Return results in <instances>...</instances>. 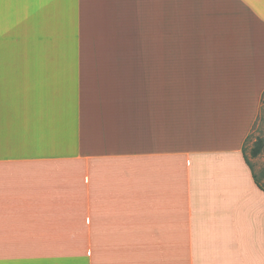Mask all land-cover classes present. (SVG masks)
<instances>
[{
	"label": "crops",
	"instance_id": "1",
	"mask_svg": "<svg viewBox=\"0 0 264 264\" xmlns=\"http://www.w3.org/2000/svg\"><path fill=\"white\" fill-rule=\"evenodd\" d=\"M263 92L264 0H0V264H264Z\"/></svg>",
	"mask_w": 264,
	"mask_h": 264
},
{
	"label": "rangeland",
	"instance_id": "2",
	"mask_svg": "<svg viewBox=\"0 0 264 264\" xmlns=\"http://www.w3.org/2000/svg\"><path fill=\"white\" fill-rule=\"evenodd\" d=\"M257 142H260V152L256 156H252V149ZM243 152L257 180L264 186V92L257 120L245 141Z\"/></svg>",
	"mask_w": 264,
	"mask_h": 264
},
{
	"label": "trees",
	"instance_id": "3",
	"mask_svg": "<svg viewBox=\"0 0 264 264\" xmlns=\"http://www.w3.org/2000/svg\"><path fill=\"white\" fill-rule=\"evenodd\" d=\"M248 136H249V135H248ZM248 136H247V138H248ZM247 138H246V140H247ZM246 140H245V141H246ZM259 152H260V142H257V143L255 144V146L253 147V149H252V156H256ZM243 156H244V159H245L246 163L249 165V167H250V169H251V171H252V174H253V177H254L255 182L257 183V185H258L262 190H264V186H263L261 183H259V181L257 180V177H256L255 174L253 173L252 167H251V165L249 164V162H248V160H247V158H246L244 152H243Z\"/></svg>",
	"mask_w": 264,
	"mask_h": 264
}]
</instances>
